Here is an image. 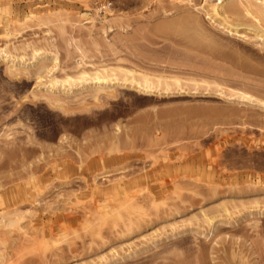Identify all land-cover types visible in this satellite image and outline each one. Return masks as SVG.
<instances>
[{
  "label": "rangeland",
  "instance_id": "rangeland-1",
  "mask_svg": "<svg viewBox=\"0 0 264 264\" xmlns=\"http://www.w3.org/2000/svg\"><path fill=\"white\" fill-rule=\"evenodd\" d=\"M244 2L0 0V264H264V19Z\"/></svg>",
  "mask_w": 264,
  "mask_h": 264
},
{
  "label": "bare ground",
  "instance_id": "bare-ground-1",
  "mask_svg": "<svg viewBox=\"0 0 264 264\" xmlns=\"http://www.w3.org/2000/svg\"><path fill=\"white\" fill-rule=\"evenodd\" d=\"M220 1V0H219ZM244 12L252 17L253 19L257 20V22L261 19H264V0H244ZM241 2V1H240ZM239 3V1H238ZM243 3V2H242ZM220 5H221V2H219L218 5H214L212 7V13H213V16L210 17L211 20L214 19L213 17H217L219 16V8H220ZM211 16V15H210ZM215 20V19H214ZM172 25V24H170ZM168 25V26H170ZM220 25V24H219ZM223 27V26H222ZM235 27V26H234ZM232 26H224V30H226L227 33L231 34V35H236V36H241L240 32L234 28ZM167 28V27H165ZM258 28V27H257ZM255 32V31H254ZM256 38L259 39L260 41H262L264 43V30H259L257 33H256ZM263 46V45H262ZM40 55H38V52H35L34 54V57L31 61L33 62H36L38 60ZM55 55H53L52 57V60L54 61V63L57 61V57H54ZM7 58V56H6ZM6 58H4V60H6ZM13 62V60H11ZM14 63V62H13ZM57 63V62H56ZM81 64V61L79 62V65ZM57 65V64H56ZM56 65L55 67L53 66V69L51 70V73L53 74V71L56 70ZM246 66V65H245ZM248 67V66H247ZM250 68V67H249ZM127 74V73H126ZM84 76H86L85 73L81 74V76L79 78L76 79V81H81L84 79ZM128 76V75H127ZM109 77V76H108ZM107 76L103 75V74H100V73H96L94 75V77L92 78V81H95L94 84L98 87H100V89H102L104 86L108 87L109 84H111V86L109 88H116V87H128L129 89L130 88H134L136 89L137 91L139 92H142V93H145V94H153V93H159L161 90H164L165 92L166 91H170V85L168 84H165V86H163L164 84L160 85L161 83L158 81L157 84L153 83L151 81V79H149L148 77L146 78L145 76L141 75V77H143L141 79L139 78H136L135 77H131V78H125V79H120L119 80V77L116 78V79H112V78H108ZM115 78V77H114ZM124 78V77H123ZM72 78H69V79H66L64 81H59L55 78L52 79L48 89L50 91H54V90H57V86L60 87V91H63V92H67V91H70L72 89V87H74L75 85H77L75 83V80H73ZM163 82V81H162ZM166 82V81H165ZM168 83V82H167ZM172 85V83H171ZM163 88H162V87ZM174 86V85H173ZM175 87V86H174ZM178 89V88H177ZM176 89V90H177ZM174 90V88H173ZM181 90V89H180ZM178 92H182V91H178ZM167 93V92H166ZM243 98H246V97H243ZM247 99V98H246ZM256 102V101H255ZM264 105V103H262ZM261 104V105H262ZM13 220H11L10 222H7L5 223V226H11L13 223ZM12 223V224H11ZM16 223V221L14 222V224ZM3 224V223H2ZM212 229V228H211ZM121 259V258H120Z\"/></svg>",
  "mask_w": 264,
  "mask_h": 264
}]
</instances>
